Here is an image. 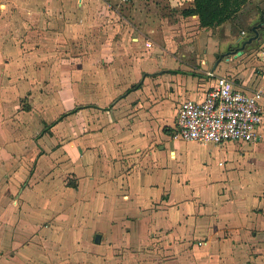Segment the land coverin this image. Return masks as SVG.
Returning a JSON list of instances; mask_svg holds the SVG:
<instances>
[{
    "label": "crops",
    "instance_id": "0c3cea01",
    "mask_svg": "<svg viewBox=\"0 0 264 264\" xmlns=\"http://www.w3.org/2000/svg\"><path fill=\"white\" fill-rule=\"evenodd\" d=\"M184 1L187 6L179 14L191 6V0ZM162 7H166L164 0H0V191L15 192L23 181L20 198L29 210L38 204L43 208L60 205L56 201L63 192L75 200L72 204H78L77 192L86 184L89 198L100 200L107 216L106 228L100 232L105 248L102 264H264V120L261 140L253 144L229 142L216 147L178 138L159 144L150 133L151 114H159V104H151L166 93L164 85L156 90L142 87L147 76L133 88L119 84L125 77L139 79L142 60L134 49L152 45L144 32H153L160 23ZM263 11L264 0H249L233 18L216 27L222 30L232 20L249 23L242 29L244 35L223 40L218 58L213 50L218 45L210 42L209 49L214 48L200 59L205 62L200 64L202 74L195 77L183 71V86H175L171 79L177 72L164 69L162 76L171 93L160 105L179 100L178 109L185 99H202L214 85L215 78L207 75L213 72L238 89L261 91L264 116V28L256 29L257 35L253 31L264 21ZM181 17L183 24L200 27L197 16ZM98 33L106 35L97 38ZM78 45L83 52L77 51ZM231 46L233 50L228 51ZM163 78L153 83H162ZM146 89L149 94L135 102ZM68 91L72 98L65 108L62 95ZM142 106L149 111H142ZM14 111L24 119H40L43 128L34 140L11 126ZM82 112L87 133L70 141V160H62L58 148L45 151L42 144L57 142L50 135L54 129L66 119L73 125L72 118ZM20 139H29L44 152L13 154L16 143L22 144ZM204 147L220 153L219 171L206 173L202 167L198 174L205 176L192 179L191 164L202 165L199 153ZM69 168L72 184L54 182L47 187L41 181ZM33 213L39 221L34 234L45 227L42 223L65 218ZM27 216L15 217V222L24 224ZM9 219L14 220V214ZM101 234H96L94 242ZM0 241L1 247L10 246L3 245L6 237ZM117 242L119 247L127 245V252L133 248L131 260H125L131 257L127 252L124 260L113 257ZM146 246L150 248L145 250ZM26 248L11 259L28 264ZM57 264H63V259Z\"/></svg>",
    "mask_w": 264,
    "mask_h": 264
},
{
    "label": "rangeland",
    "instance_id": "374dc122",
    "mask_svg": "<svg viewBox=\"0 0 264 264\" xmlns=\"http://www.w3.org/2000/svg\"><path fill=\"white\" fill-rule=\"evenodd\" d=\"M164 1L166 7H162L161 9H159L160 23H158L157 26L153 29V32H148V30L144 32L147 34V38L150 39L149 42L152 45H150V48H148L145 44L146 48L143 47L134 49L137 53L136 56L140 57L142 60L140 76L138 77L139 79L135 80L133 78L131 79L125 77L122 79L123 82L120 81L119 83L122 86L124 85L123 89L133 88L136 83H138L143 77L147 76V83L143 82L142 87L151 86L156 90L158 86L164 85V92L166 93H161V95L157 96L156 98L158 102L151 104H159V114L157 116H153L151 114L153 127L150 132L152 135H155L157 140H160L159 144L160 142L162 144V140L165 141V139H174L173 118H175L176 116V108L179 103V100H173L170 98V103L166 102L165 104L160 105L162 99H165L166 97L168 98L167 93H171V90L169 89L170 87L167 85L168 83H166L162 76L164 75L163 70L167 68L168 70L177 72L175 74V77L170 75L171 79L175 80V86H183V78L185 77L182 76L183 71H185V74H192L195 77L202 74L199 68L201 66L200 64H205V62L200 63V59L205 58V56H207V53H210L209 51L214 48L211 47V50L209 49L210 42L215 40L216 44L218 45V49H213L215 51L216 58H218L219 54L221 53L223 40L228 37H235L238 34L242 35V29H245L244 26L249 24H244V21L242 20H240V22L237 20L234 22V20H232L231 24L226 28H222V30L221 28L217 29L216 27L210 30L202 29L200 27L196 28L194 25H186L180 21L182 20L181 14H179L181 10L180 8L187 6L184 0H178L174 2L172 1L173 3H168L167 0ZM166 19L168 23L165 21ZM95 34H97V32H95ZM105 35L106 33H98L97 38H103L105 37ZM213 37H215V39H212ZM80 39L81 38H79V40ZM123 50H125V48H123ZM227 50L232 51V46ZM77 51L83 52V46L78 45ZM130 51L131 54L129 55L132 56L133 50L131 48ZM121 55L124 56L122 51ZM211 56H213V54L209 55L208 57ZM153 71L157 72L156 74H154V76H150L149 74L144 75L145 73H150ZM65 77L69 78L68 75H65ZM160 77L163 78L164 82L154 84L153 82L160 81ZM196 81L197 78L195 82ZM148 94L149 92L146 89L145 92H143V95H140L141 98L135 100V102L143 100L144 95ZM71 98L72 95L69 94V91L67 94L62 95V102L65 108L70 107L69 104L71 103ZM141 109L144 112L149 111L145 106H142ZM85 114V112L77 114L74 118V121L72 118L73 125L70 124V119H66L65 121H63L56 129H54L55 131L50 134L51 137L54 136L57 138V142L42 144L44 150L54 151L58 148L59 152L61 151L63 153L61 154V158H63L62 160H64V158L69 159L71 156V151L73 150L70 147V141L76 140L78 138L82 139L87 133V128L85 126ZM12 119L13 123H11V126H13L14 130L16 132H25L28 137L30 136L29 138H31V140H34V137L40 134L41 129L39 128H43L39 124L40 119L34 121V119L31 118H21L18 116L17 111L13 112ZM30 121L35 122V124L30 123ZM70 135L71 139H69ZM18 142H21L22 144L18 143V147L16 143L12 150L14 152L13 154H17L21 151L23 153L26 150L34 151V154L44 152L40 145H37L33 142L29 143V139L28 141H23L22 139H20L18 140ZM63 146H68V148L64 149ZM220 146L216 145V147ZM35 156L36 155H34L32 158H34ZM81 157L82 156H80L79 159H81ZM199 157L201 158L202 165H200V163L191 164V171L195 173L191 175L192 179H201L205 176L203 174H198V170L202 172V170L204 169L203 171L211 174L217 173V171H219L217 163L220 159V153H218L217 151H209V147H204V149H202V151L199 153ZM177 159L178 158H176L175 160L177 161ZM177 163L180 162L177 161ZM63 166H66V169L68 168L67 164H64ZM202 167L203 169H201ZM70 170L71 168L64 172H58L55 176L51 175V178H46L45 180L41 179V181H43L47 187L53 186L54 182H57L56 185L64 184L65 186H67V183L72 184L73 180L69 175ZM143 177L150 180V177H146L145 175H143ZM175 180L180 182V180L177 179V176L175 177ZM23 184V181H20V183L16 185L17 190L12 193L7 192L6 190L0 191V220H4V218H7L8 220L6 222H0V225H2L0 227V237H6V243L3 245L9 246L10 244L9 247H1L0 245V255L2 256H0V264H4V260L10 261V264H19V260L11 258H14L13 256L17 254L19 256L20 251H25L26 247V252L28 255H25V257L28 264H57V261H59L60 258L63 259V264H102L105 248L103 246L104 244L102 243L103 238L100 232L103 231V227L104 229L106 228L107 216L105 213V208H103L101 204H98L100 200L94 202L93 200H91V197L89 198L88 188L86 184L81 188V190H79V192H77V197L79 200L78 204H72L75 203V200L72 199L69 194H65L63 192L61 200L56 201L57 203H60V205L47 204V207L43 208L41 204H38V207L30 208L29 210H25V207L22 205V203H24V200L20 198V189L23 187ZM48 193L50 194L51 192L48 191ZM192 201L195 204H198L197 199H193ZM36 202L38 201L36 200ZM155 208L156 206L152 207L151 210H155ZM33 211L42 214L43 217H47V214H51L57 216L61 215L65 218L64 220L61 219L60 221H57L55 218L56 222L42 223L41 225H44L45 227L39 229L38 234H34V232L38 230L37 228H39V221L38 218L35 217ZM5 214H7L8 217H6ZM12 214H14V220L9 219V216H12ZM26 214H28L27 218H25L28 219L27 222L26 220L24 221V224H21L20 221L15 222V217H17V219H20L21 215ZM22 229L24 231H21ZM32 233L34 234V236L32 235ZM96 234H101V237H99L97 242H94ZM44 235H49L51 239L49 240V238L44 237ZM27 236H30V238L25 239ZM20 237H23L26 241L21 242L20 240H18V238L20 239ZM11 242L13 243L12 245ZM0 244H2L1 241ZM116 245L118 247L115 248V254L113 257L124 260V255L127 252L126 247L128 246L123 243L122 246L119 247V245H121L120 242H117ZM128 245L130 246L132 244L129 243ZM59 246H61L62 249ZM12 247L15 250H12ZM149 248L150 246H146L145 250ZM132 249L133 248L130 247L128 248L127 253H130L131 257H126L125 260L132 259ZM162 258L163 257H161V259Z\"/></svg>",
    "mask_w": 264,
    "mask_h": 264
},
{
    "label": "built area",
    "instance_id": "2783aa9c",
    "mask_svg": "<svg viewBox=\"0 0 264 264\" xmlns=\"http://www.w3.org/2000/svg\"><path fill=\"white\" fill-rule=\"evenodd\" d=\"M146 45L150 47L149 43ZM207 75L215 78V82L203 98L185 99L178 106L174 138L217 146L229 142L253 144L261 140L264 120L261 91L247 92L236 88L227 77L215 76L213 72Z\"/></svg>",
    "mask_w": 264,
    "mask_h": 264
},
{
    "label": "trees",
    "instance_id": "16d2710c",
    "mask_svg": "<svg viewBox=\"0 0 264 264\" xmlns=\"http://www.w3.org/2000/svg\"><path fill=\"white\" fill-rule=\"evenodd\" d=\"M184 17L197 16L200 27L215 28L233 18L249 0H191Z\"/></svg>",
    "mask_w": 264,
    "mask_h": 264
},
{
    "label": "flooded vegetation",
    "instance_id": "af4514ba",
    "mask_svg": "<svg viewBox=\"0 0 264 264\" xmlns=\"http://www.w3.org/2000/svg\"><path fill=\"white\" fill-rule=\"evenodd\" d=\"M264 12V11H263ZM263 14V13H262ZM263 16V15H262ZM260 25H263V26H260ZM264 28V21L263 22H260L259 24H257V26H256V28L253 30V31H255L256 32V35H257V31L258 30H262ZM256 29H257V31H256ZM259 36H257V38H258Z\"/></svg>",
    "mask_w": 264,
    "mask_h": 264
},
{
    "label": "water",
    "instance_id": "95a60500",
    "mask_svg": "<svg viewBox=\"0 0 264 264\" xmlns=\"http://www.w3.org/2000/svg\"><path fill=\"white\" fill-rule=\"evenodd\" d=\"M260 26H263V25H260ZM240 53V52H239Z\"/></svg>",
    "mask_w": 264,
    "mask_h": 264
}]
</instances>
